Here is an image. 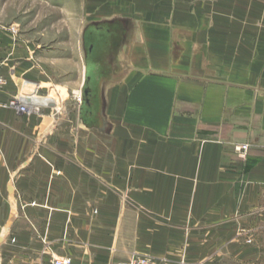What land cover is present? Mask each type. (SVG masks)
Returning <instances> with one entry per match:
<instances>
[{
  "label": "crops",
  "instance_id": "crops-1",
  "mask_svg": "<svg viewBox=\"0 0 264 264\" xmlns=\"http://www.w3.org/2000/svg\"><path fill=\"white\" fill-rule=\"evenodd\" d=\"M82 8L85 104L0 103V264L237 256L234 223L264 219V0ZM3 27L5 100L43 77Z\"/></svg>",
  "mask_w": 264,
  "mask_h": 264
},
{
  "label": "rangeland",
  "instance_id": "rangeland-1",
  "mask_svg": "<svg viewBox=\"0 0 264 264\" xmlns=\"http://www.w3.org/2000/svg\"><path fill=\"white\" fill-rule=\"evenodd\" d=\"M82 12V0H0V23L4 25L1 30L13 40L11 47H31L27 55L32 62L31 68L43 77L37 83L24 73L18 78L16 76L17 84L11 97L27 93L22 84L23 81H30L37 85V97L51 95L59 104H65L59 107L60 112L68 110L73 113L77 110L76 104H85L87 80L84 73L82 32L85 23ZM12 57L13 54L10 57L0 56V74L4 77L0 94L8 83L6 66L10 69L24 62ZM79 96L80 101L77 100ZM9 98L3 100L0 97V101L5 102ZM40 104H37L38 108L42 106ZM234 225L236 236L229 241L238 249V254L232 256L226 249L227 244L222 245L221 264H264V219L251 223L236 221ZM171 262L190 264L184 260Z\"/></svg>",
  "mask_w": 264,
  "mask_h": 264
},
{
  "label": "built area",
  "instance_id": "built-area-1",
  "mask_svg": "<svg viewBox=\"0 0 264 264\" xmlns=\"http://www.w3.org/2000/svg\"><path fill=\"white\" fill-rule=\"evenodd\" d=\"M4 83V77L0 74V89ZM1 92V91H0ZM27 94L22 93V96H12L7 101L1 102V104H4L10 108H15L19 113L22 114H28L32 112L34 105L30 104L29 102H25L24 100H21V98H24ZM81 96V95H80ZM80 96L78 97V101H80ZM247 148L246 145L240 146V149L245 150ZM47 264H75L70 257L68 256H62V257H53L49 263ZM127 264H187L185 262L179 263V262H171V261H160L156 259H151L147 257H140L130 260Z\"/></svg>",
  "mask_w": 264,
  "mask_h": 264
},
{
  "label": "bare ground",
  "instance_id": "bare-ground-1",
  "mask_svg": "<svg viewBox=\"0 0 264 264\" xmlns=\"http://www.w3.org/2000/svg\"><path fill=\"white\" fill-rule=\"evenodd\" d=\"M22 88L26 91H27V95L24 97V98H21V100H24L26 103L29 102L30 104H33L34 107H33V110L32 112H37L39 110L38 106L37 105L38 103H45V100L47 98L49 99H52L54 97H52L51 95H48L47 97H37L36 96V88H37V85L30 82V81H23V84H22ZM37 98V99H36ZM53 100V99H52Z\"/></svg>",
  "mask_w": 264,
  "mask_h": 264
},
{
  "label": "water",
  "instance_id": "water-1",
  "mask_svg": "<svg viewBox=\"0 0 264 264\" xmlns=\"http://www.w3.org/2000/svg\"><path fill=\"white\" fill-rule=\"evenodd\" d=\"M85 93H87V92H85ZM44 104H47L48 106H55L54 101L52 99H49V98H47L45 100Z\"/></svg>",
  "mask_w": 264,
  "mask_h": 264
}]
</instances>
